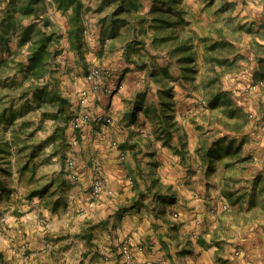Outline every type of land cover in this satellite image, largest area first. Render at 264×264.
<instances>
[{"label": "crops", "instance_id": "1", "mask_svg": "<svg viewBox=\"0 0 264 264\" xmlns=\"http://www.w3.org/2000/svg\"><path fill=\"white\" fill-rule=\"evenodd\" d=\"M255 1L262 14L246 19L255 25L253 56L238 82L249 96L234 88L237 104L229 112L235 118L225 123L241 136H228L230 144H192L187 137L180 145L181 155H175L176 167L160 170L153 166V153L158 152L153 144H141L150 152L140 154L130 151L139 144H127L131 137L140 142L147 134L142 133L144 125L134 108L135 77L127 62L111 61L115 76L101 90L94 89L85 74L76 83L62 80V92L72 105H77L81 90L88 89L83 109L111 116L113 123L84 125L80 141L72 138L69 127L73 144L69 154L76 155L78 181L66 195L67 204L37 206L11 218L9 229L0 233V264H120L125 240L131 242L139 264H211L216 255L232 263H262L258 258L264 256V0ZM61 10L54 0H45L42 17L56 23ZM60 27L67 40L56 46L66 52L69 26ZM247 133L253 136L252 144L246 141ZM97 176L104 179L105 190L93 198ZM42 209L49 218L44 226L36 218ZM237 246L244 249L234 260Z\"/></svg>", "mask_w": 264, "mask_h": 264}, {"label": "rangeland", "instance_id": "2", "mask_svg": "<svg viewBox=\"0 0 264 264\" xmlns=\"http://www.w3.org/2000/svg\"><path fill=\"white\" fill-rule=\"evenodd\" d=\"M82 1L85 24L82 35L84 58L77 50L78 36L70 32L72 20L68 14L69 11L65 13L56 3L59 11H62L60 20L53 23L48 18L51 23L48 26L42 25L48 30H53L51 28L54 25L58 27L57 30L61 34L60 40L57 41L59 43L63 38L67 40L60 26L62 24L69 26L67 29L69 31L68 51L65 52V48L57 47V42L54 45V48L61 50L54 66V75L61 81L68 80L76 83L84 74L87 77L91 68L100 67L106 70L109 74L107 79H110L115 76L111 61L127 62L133 68L135 77L133 79L134 108L137 116L140 114L139 119L144 125L142 133H147L144 135L146 139H140V142L137 141L139 137H131L127 140L129 145L139 144L138 148L130 149L132 153L139 152L140 154L143 151L149 153V148L141 144H153L154 148H158V152L153 153V166L161 170L169 165L176 167L174 163L178 162L175 160V155L180 154L178 152L180 145L187 137H190L192 144L202 142L203 144H230L232 140L228 139V136L232 134L241 136L237 128L225 123H228L230 118H235L229 112L230 108L235 109L237 104L233 97L234 88L240 91L241 96H249L238 82L241 74L244 75L242 71L249 67L253 56L251 45L255 25L246 19L262 14L258 11L259 9L255 8L257 4L255 0H184L188 8L186 16L188 23L180 25L179 37L170 42L154 41V28L150 26L151 21H146L143 28L134 12L130 15L123 13L121 17L127 16L132 21L131 23L135 22L136 31L132 30L131 24L124 21L120 22L118 27H113L110 17L120 3L119 0ZM142 1L148 3L140 12L149 11L151 1ZM10 2V0H0V23ZM44 3L45 0L39 3V12L42 15ZM35 20L36 16H32L25 18L24 23L28 24ZM106 23H108L107 28H104ZM20 33V31L15 33L13 40L9 42V47L0 45V56L12 55L18 60L28 61L30 42L20 45ZM134 33L138 34V39L143 40V43H138L136 49H132L130 58L133 61L131 62L126 57V46L132 41ZM183 37H190L196 48L195 61L190 64L193 70L188 72L184 71L180 65L181 54L177 50L179 39ZM214 43L217 47L212 49ZM155 68L159 71L167 69V72L154 77ZM225 84L231 86L232 89H225ZM166 86L172 89L175 111L173 119L164 120L161 117V102L166 97H161L160 93ZM83 90L76 98L78 106H71V118L67 125L68 142H65L63 148L47 141V137L53 132L55 122L50 116L45 117L40 108L19 116L17 124L24 119H29L34 124L32 127L42 123L43 128L36 132L29 147L22 149L24 144H6V152L1 155V164L12 171L11 176H8V173L3 175L7 178L5 183L9 192L0 186L1 234H5L9 229L7 224L11 222V218L21 217L33 211L37 206L56 208L67 204L66 195L72 184L78 181V175L75 172L76 165L73 169L69 167L70 159H73L76 164V155L73 152L69 154L73 144L70 142L68 129L72 128V138L80 141L81 129L73 128L70 122L74 113L83 109V103H81ZM33 104L35 105L36 102L34 101ZM227 131L234 133L230 134ZM11 135L12 131L6 132L9 139ZM245 136L247 138L245 140L252 144L250 139H253V136L250 137V133ZM114 141L117 144L120 142L112 140V144ZM131 145L128 147L133 146ZM34 148H37V154L31 157ZM25 165H28V168L22 173L20 170ZM178 171L180 172V169ZM74 172L77 177L74 176ZM45 186L47 189L44 188ZM35 191L37 193H34ZM36 218L37 223L42 221L43 226L49 222L43 209L38 211ZM47 238L53 240L52 237ZM237 247L234 260L239 259L244 249V247L242 249ZM260 255L261 252L258 256ZM235 262L239 264L240 260L232 263L224 256L216 255L211 264H235ZM258 262L264 264V256L258 258Z\"/></svg>", "mask_w": 264, "mask_h": 264}, {"label": "trees", "instance_id": "3", "mask_svg": "<svg viewBox=\"0 0 264 264\" xmlns=\"http://www.w3.org/2000/svg\"><path fill=\"white\" fill-rule=\"evenodd\" d=\"M10 1L0 23V45L9 47V42L13 40L15 33L20 31L19 44L30 42V52L28 61L18 60L12 55L0 56V186L7 192H9L5 183L7 178H4L3 175L8 173V176H11L12 171L1 164V155L6 152V144H24L22 149L27 148L29 144H32L36 132L43 128L42 123L32 127L34 124L29 119H24L17 124L19 116L27 114L35 108H40L45 117L50 116L55 122L53 132L47 137V141L63 148L65 142H68L67 125L71 118L72 106L71 100L62 92L61 80L54 75L56 59L61 54V50L54 48V45L60 40L61 34L56 30H48L42 26L43 24L48 26L51 23L39 12V3L42 0ZM55 1L65 13L71 9L72 12L68 13L72 20L70 32L76 33L78 36L77 50L84 58L82 48V35L85 29L83 1ZM119 1L120 3L110 17L113 27H118V24L124 21L131 24L132 30L136 31L135 22L131 23L132 21L127 16L121 17L123 13L130 15L134 12L143 28L146 21H151L150 26L154 28V41L170 42L178 38L180 25L188 23L186 20L188 8L184 0H150L151 8L146 12H140V10L146 7L148 2L142 0ZM147 15L149 17H146ZM32 16H36V20L25 24L24 19ZM132 37V41L126 46V57L131 62L133 61L130 58L132 49H136L138 43H143V40L138 39L137 33H134ZM177 47L178 53L181 54L179 63L184 71L193 70L190 64L195 61L196 48L191 38H180ZM216 47L217 44L214 43L212 49ZM153 72L154 77H159L160 74H165L167 69L159 71L155 68ZM160 96L166 97L161 102L162 119H173L175 107L171 87L166 86ZM7 131H12L10 139L6 136ZM36 154L37 148H34L31 157ZM27 168L28 165H25L20 171L23 173ZM44 188L47 189V186Z\"/></svg>", "mask_w": 264, "mask_h": 264}, {"label": "built area", "instance_id": "4", "mask_svg": "<svg viewBox=\"0 0 264 264\" xmlns=\"http://www.w3.org/2000/svg\"><path fill=\"white\" fill-rule=\"evenodd\" d=\"M109 74L106 72V70H102L100 67H93L88 71L87 74V80L92 84L93 88L100 89L105 87V81H107V76ZM108 89V88H104ZM88 89L83 90V100L81 103L84 104L86 98L88 97ZM92 122H104L107 125H111L113 123V118L111 116L105 115V114H95L93 115L87 110H80L78 112H75L72 120H71V126L75 129H82L84 125L90 124ZM114 144H117L116 141L113 142ZM75 161L73 159L69 160V167L70 169L75 167ZM98 172L101 171V166L96 165L95 166ZM74 176L77 177L76 173H74ZM105 190V182L104 179L101 176H97L93 182L92 186V197L98 198L101 196L103 191ZM109 193H112V190H109ZM225 208H228L227 205L224 206ZM122 254H123V260L120 264H139L136 260L135 251L131 245V242L129 240H125L121 247Z\"/></svg>", "mask_w": 264, "mask_h": 264}]
</instances>
